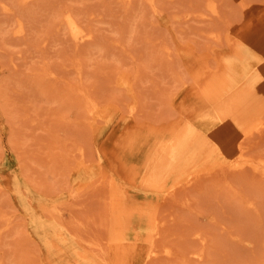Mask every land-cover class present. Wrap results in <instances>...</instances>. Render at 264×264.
Listing matches in <instances>:
<instances>
[{
    "label": "rangeland",
    "instance_id": "374dc122",
    "mask_svg": "<svg viewBox=\"0 0 264 264\" xmlns=\"http://www.w3.org/2000/svg\"><path fill=\"white\" fill-rule=\"evenodd\" d=\"M47 1L0 0V264H264V128L205 132L208 97L231 98L264 45V0ZM70 7L95 39L74 47ZM257 91L250 121L264 115ZM166 128L213 148L149 187L125 143Z\"/></svg>",
    "mask_w": 264,
    "mask_h": 264
},
{
    "label": "bare ground",
    "instance_id": "6f19581e",
    "mask_svg": "<svg viewBox=\"0 0 264 264\" xmlns=\"http://www.w3.org/2000/svg\"><path fill=\"white\" fill-rule=\"evenodd\" d=\"M26 1H31V0H26ZM50 2V0H48ZM47 1V4L49 5V2ZM60 1V0H59ZM68 1V0H67ZM65 1V3L67 2ZM128 1V0H127ZM154 1V0H153ZM51 2H54V1H51ZM69 2V1H68ZM129 2V1H128ZM127 2V3H128ZM149 2V1H148ZM54 3H56L57 5V2L55 1ZM53 3V4H54ZM151 3V1L149 2ZM67 4V3H66ZM65 4V5H66ZM69 4V3H68ZM67 4V5H68ZM66 5V8H68L69 6H73V4H69V6L67 7ZM149 5V4H148ZM157 5V4H156ZM58 6V5H57ZM62 6V5H59V7ZM155 6V5H154ZM63 8V7H62ZM61 8V9H62ZM65 8V6H64ZM157 8V7H156ZM4 10H6L5 8H3ZM58 9V7H57ZM71 11L68 9V12L70 11L71 13H68V16L67 14H63V16H67L66 19L68 20L69 22V28L68 30L71 29V33L73 34V43H76L74 44L76 47L77 44H81L82 42L86 41V39H91V37H93V39H95V35L92 34V29H88V30H85V27L83 28V23H80L79 20H77L76 18L77 17H74L73 14H75L73 12V9L70 7ZM158 9V8H157ZM156 9V10H157ZM66 10V9H65ZM154 10V9H153ZM217 10V9H216ZM7 11V10H6ZM61 11V10H60ZM59 11V13H60ZM63 11V10H62ZM90 11H93V10H90ZM50 12V11H49ZM58 12V11H56ZM77 12V11H76ZM95 12V11H94ZM214 12V11H213ZM219 12V11H218ZM65 13V12H64ZM73 13V14H72ZM90 13H93V12H90ZM203 14H205L204 12H202ZM210 13V12H209ZM57 14V13H56ZM78 14V13H77ZM87 14V13H85ZM79 15V14H78ZM208 15V13H207ZM210 15V14H209ZM58 16L60 17L61 14H58ZM76 16V14H75ZM81 16H83L81 14ZM80 16V17H81ZM206 16V15H205ZM79 17V16H78ZM79 17V18H80ZM82 19V17H81ZM22 22L24 21L22 18H21ZM59 20V19H58ZM64 21V20H63ZM21 22V21H20ZM82 22V21H81ZM83 22H84V18H83ZM24 23V22H23ZM60 23V22H59ZM58 23V24H59ZM64 23V22H63ZM66 23V22H65ZM63 25L62 23L60 24V26ZM18 26H20L18 29H17V32L16 33H22L24 32V24L20 25L18 23ZM56 26V25H55ZM60 26H56V27H59L58 29L61 30ZM64 26V25H63ZM17 27V26H16ZM66 29V27H65ZM87 29V28H86ZM55 30V29H54ZM66 30V32L68 31ZM91 32H90V31ZM68 33V32H67ZM70 33V32H69ZM68 33V34H69ZM95 33V32H94ZM58 35V34H57ZM60 36V35H59ZM69 37L71 35H68ZM95 36V37H94ZM75 38V39H74ZM59 39V37H58ZM91 39V40H93ZM156 39V38H154ZM87 42V41H86ZM84 42V43H86ZM156 42V41H155ZM164 45H167L165 43H163ZM80 47V45H78ZM83 46V44H82ZM168 46V45H167ZM84 47V46H83ZM166 47V46H165ZM78 48V47H77ZM167 48V47H166ZM244 48V47H243ZM242 48V49H243ZM74 49V48H73ZM80 50V48H79ZM78 50V51H79ZM82 50V49H81ZM210 50V49H209ZM249 50L253 53L256 54V57L251 60V62L245 66V68L242 70V72H239L238 73V78L235 80L236 82L235 83H232L231 85V82H229V84L232 86L231 89H227V92H232L233 91V95L231 98H226L225 96L226 95V92H223L222 98H212V97H208V101L214 104H211V105H214L216 104V110H217V113H218V118L215 119V121L210 125L208 126V128H206L205 132L206 131H209L210 129H214V133L212 134L211 133V136H214V134H217L219 136H222L220 135L221 131H218V129L221 128V126L223 128H225L227 125H231L230 128L231 129H234V128H240V127H244L245 129V126L248 125L250 127H247L246 130H242L243 133H242V136H244L245 138L249 135H251L252 133H255L256 129H259V130H262V128H264V122L261 121V122H258L257 123V119H258V116L261 115L262 113H257L256 111L255 112V116H250L251 118L253 117L254 120L250 121V119L248 120V117L245 116V104L247 103V101H251V99L253 98L252 96V93L251 91H254V92H257L259 93L257 90H262L264 92V45H256L255 47V50L253 49H250ZM75 51L77 52V50L75 49ZM190 52V51H188ZM78 57V56H77ZM209 57V55H208ZM77 59V58H76ZM79 59V58H78ZM206 59V58H205ZM76 61V60H75ZM83 61V60H82ZM85 61V59H84ZM206 61V60H205ZM208 61H209V58H208ZM253 61V62H252ZM75 64V63H74ZM78 64V63H77ZM206 65H209L208 62ZM141 69V67H139ZM204 68V66H203ZM208 69V68H207ZM80 70V69H79ZM83 70V68H82ZM124 70V69H123ZM259 70H263V74L262 76L259 75ZM128 71V69H127ZM135 71V70H134ZM208 71V70H207ZM80 72V71H79ZM124 72V71H123ZM129 73H133V71H128ZM141 72H143L142 70L140 72H136L137 74H141ZM201 71H199L200 73ZM237 72V71H236ZM81 73V72H80ZM136 73H134V76H137ZM89 74V73H88ZM124 74V73H123ZM139 74V75H140ZM216 73H214L213 75H215ZM130 75V74H129ZM133 76V78H134ZM142 76V75H141ZM216 77V76H215ZM131 77H127L124 79V82L126 83H130V79ZM138 76L135 77V79L137 80ZM140 79V78H139ZM217 79V78H216ZM245 79V81L243 82V86H240L238 85V87H235L236 86V83H239V81ZM213 80V79H212ZM86 83V85H88V83L86 81H83ZM135 81H133L134 83ZM138 82V81H137ZM213 81H211L212 83ZM136 83V82H135ZM210 83V82H209ZM137 84V83H136ZM139 84V83H138ZM85 85V86H86ZM135 86V84H133ZM229 86V85H228ZM87 87V86H86ZM136 87V86H135ZM83 88V86H82ZM127 88V87H126ZM125 88V89H126ZM138 88V86H137ZM84 89V88H83ZM136 89V88H135ZM207 89V88H206ZM83 91V90H82ZM137 90H135V93H136ZM263 92H262V95H263ZM257 93H254L255 96ZM137 95V94H136ZM259 96V95H258ZM264 96V95H263ZM138 97V96H137ZM88 98V96H87ZM89 99H86L85 100V106L88 107L87 105H89V111H90V107L92 106L91 103H93L95 100L94 98H90L89 96ZM92 100H94L92 102ZM257 100V98H256ZM114 101V100H113ZM87 102V103H86ZM90 102V103H89ZM218 102V103H217ZM246 102V103H245ZM254 102V100L252 101ZM261 102V101H260ZM259 102V105L260 106H263L261 105ZM119 103V102H118ZM95 104V103H94ZM252 104V103H251ZM256 104V103H255ZM91 105V106H90ZM209 105V104H208ZM253 105V104H252ZM258 106V104H256ZM97 106V103L96 105ZM207 107H210L207 106ZM249 107H251L249 105ZM255 106H253L250 110L251 111V115H254L252 113V110ZM132 108V107H131ZM261 108V107H260ZM258 109V110H261V109ZM85 109V108H84ZM128 110H129V107H128ZM131 110V109H130ZM264 109H262L263 111ZM93 111V110H92ZM91 111V112H92ZM103 111V110H102ZM106 111V110H105ZM219 111V112H218ZM234 111H236L237 113H235ZM248 111V116H249V112ZM261 111V112H262ZM260 112V111H259ZM264 113V111H263ZM89 114V113H88ZM92 114V113H91ZM89 114V116L91 115ZM208 114V111H204L203 115L207 116ZM106 115V113H105ZM264 116V115H263ZM262 116V117H263ZM93 116L91 115L90 118H92ZM260 117V116H259ZM261 117V118H262ZM104 118V117H103ZM260 118V119H261ZM97 119V118H96ZM101 119V118H100ZM260 119H258L260 121ZM102 120V119H101ZM248 120V121H247ZM263 120H264V117H263ZM99 121V120H98ZM100 123V122H99ZM174 126V125H173ZM172 127V126H171ZM218 127V128H217ZM173 128V127H172ZM172 128H166L164 130H161V131H157V132H153V133H150L149 135H146L145 136V133L144 134H133V136L130 137V139L128 141H126L125 143V146L127 148V151H128V154L129 156L131 157L132 159V162L135 164L134 167H133V172H134V175L135 177L140 180L142 183H145L147 185H149V187H153L155 185H157L155 183V185H153V178L158 174V173H161L162 171H166V176H168L169 174H172V173H178L180 171H182L184 168L188 169L189 166H191L192 164L194 165L197 161H199L203 156L205 155H208L210 154V148L212 147L210 145V136H206L204 133L200 132L198 129H194V128H191L187 131L186 134H178L174 129L172 130ZM217 128V129H216ZM222 128V129H223ZM154 130H156V127L155 128H152ZM182 129V128H181ZM151 130V129H150ZM160 130V129H159ZM125 136V135H124ZM242 137V138H244ZM126 138V137H125ZM124 140V139H123ZM236 141V140H235ZM237 147L239 148V155H243V154H240V153H244V148H245V144H244V141L242 139H238L237 141ZM213 148V147H212ZM216 148V146H215ZM238 154V153H237ZM206 157V156H205ZM237 157V156H236ZM234 161L233 162H226V164H228V166H237V165H240L239 163H243V161L241 162V156H238L237 159H233ZM245 160V159H244ZM219 162V161H218ZM216 163V161H215ZM214 163V164H215ZM224 163V162H223ZM210 164V163H209ZM220 164V163H219ZM220 165H223V164H220ZM208 166V163L207 165ZM225 166V165H224ZM219 167V166H218ZM209 168V167H208ZM195 169V168H194ZM200 169V168H198ZM203 169V167H202ZM200 169V170H202ZM190 170V167L189 169ZM205 170V169H204ZM212 170V168L210 169ZM216 170V169H215ZM195 171V170H194ZM188 172V171H187ZM213 172V171H211ZM196 173V171H195ZM205 173H208L206 172L205 170ZM205 173L202 172H198V175L200 174V176L202 175H205ZM190 174V173H189ZM196 175V174H195ZM186 177V176H185ZM194 174L193 176L191 177V180L193 179L194 180ZM197 177V176H196ZM184 179V178H183ZM188 179V178H187ZM186 179V180H187ZM196 179V178H195ZM186 180H185V183L184 184H189L190 181H188L186 183ZM190 180V179H188ZM197 180V179H196ZM112 183V182H111ZM177 185L179 186V182L177 181L176 182ZM191 183V182H190ZM161 184V183H160ZM159 184V186H160ZM182 184V183H181ZM152 185V186H151ZM163 185V183H162ZM183 185V184H182ZM158 186V185H157ZM156 188V187H155ZM159 188V187H158ZM162 189V188H161ZM113 192V190H112ZM169 192V191H168ZM114 195V194H113ZM118 194H116L117 196ZM61 204V203H60ZM64 202L62 203V206H63ZM56 205V204H55ZM58 206V204L56 205ZM61 207V206H60ZM64 207V206H63ZM59 208V207H58ZM113 208V206H112ZM65 209V207H64ZM62 208V210H64ZM57 211H60V209ZM59 214V213H58ZM62 214V212L60 213ZM57 217H59L57 215ZM65 217V216H63ZM62 218V217H61ZM112 219V218H111ZM124 219L122 217H115L113 218L111 221H113L114 223L113 224H116L119 226V229H120V226L122 224V221ZM107 221V220H106ZM109 222V221H108ZM112 224V225H113ZM117 226V227H118ZM117 230V229H116ZM121 230V229H120ZM119 230V231H120ZM118 231V230H117ZM119 234V233H118ZM79 236V235H78ZM80 241V240H79ZM123 243V242H122ZM86 247V246H85ZM88 247V246H87ZM132 247V246H131ZM130 248V247H129ZM169 248V247H168ZM167 248V250H168ZM171 249V248H169ZM99 251V249H97ZM116 250V249H115ZM127 250V249H126ZM131 250V249H130ZM157 250V249H156ZM199 250V249H197ZM195 253H198L199 256H202L203 255V252H200V251H197ZM172 251V249H171ZM96 253L100 255V251ZM103 253V251H102ZM126 253V252H125ZM123 253V254H125ZM152 253L155 254V252L153 251ZM157 253V252H156ZM104 254V253H103ZM102 255V259L104 257V255ZM122 254V253H121ZM197 254V255H198ZM107 256V255H106ZM120 258V257H119ZM118 258V261L120 260ZM125 257H123L124 259ZM108 259V258H107ZM106 260V259H104Z\"/></svg>",
    "mask_w": 264,
    "mask_h": 264
}]
</instances>
